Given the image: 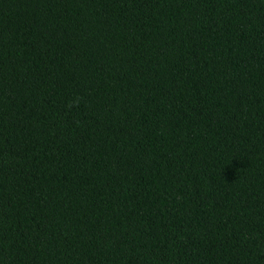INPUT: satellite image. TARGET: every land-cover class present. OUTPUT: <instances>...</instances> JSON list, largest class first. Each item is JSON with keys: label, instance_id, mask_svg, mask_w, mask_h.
<instances>
[{"label": "trees", "instance_id": "trees-1", "mask_svg": "<svg viewBox=\"0 0 264 264\" xmlns=\"http://www.w3.org/2000/svg\"><path fill=\"white\" fill-rule=\"evenodd\" d=\"M0 264H264V0H0Z\"/></svg>", "mask_w": 264, "mask_h": 264}]
</instances>
